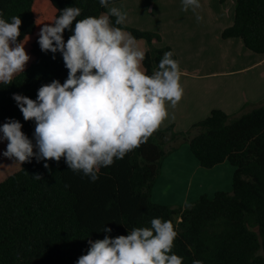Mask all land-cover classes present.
<instances>
[{"label": "trees", "instance_id": "obj_1", "mask_svg": "<svg viewBox=\"0 0 264 264\" xmlns=\"http://www.w3.org/2000/svg\"><path fill=\"white\" fill-rule=\"evenodd\" d=\"M66 7L82 9L77 19L107 13L99 0H0V18L22 20L18 42L24 41L30 56L10 85L0 83V126L9 119L19 121L33 144L35 122L24 120L12 96L36 100L42 85L67 79L62 54L45 53L37 42L43 24ZM118 27L131 33L146 53L142 70L148 75L164 52L173 53L169 46L155 45L161 40L155 32ZM70 35L66 29L65 42ZM222 38H239L248 50L264 55V0H237L234 22ZM172 58L177 59L174 53ZM7 143L0 141V167L6 174L0 181V264H77L87 254L89 240L104 238L102 228H111L107 235L114 238L150 227L153 218L173 223L178 235L172 252L183 257L182 264H264V102L240 115L213 110L187 131L173 125L159 128L122 160L102 167L96 182L71 171L64 158L58 163L32 158L20 165L3 156ZM184 144L203 168L225 161L234 167L231 191L201 195L184 207L155 203L152 190L162 161ZM37 174L42 179H34Z\"/></svg>", "mask_w": 264, "mask_h": 264}, {"label": "clouds", "instance_id": "obj_2", "mask_svg": "<svg viewBox=\"0 0 264 264\" xmlns=\"http://www.w3.org/2000/svg\"><path fill=\"white\" fill-rule=\"evenodd\" d=\"M181 3L183 11L196 13L201 8L200 0ZM99 4L107 13L77 19L82 9L66 7L41 27L37 41L41 51L61 53L68 76L63 84L53 80L42 85L36 100L13 94L24 120L35 122V144L19 121L9 119L0 126V141L8 142L4 157L20 165L32 158L57 163L64 158L71 171L96 182L102 167L146 143L168 119L169 107L175 109L181 101V70L173 53L164 52L157 68L146 74L142 70L146 53L131 33L118 27L126 22L127 13L110 6L111 0ZM196 18L203 19L198 14ZM21 24L19 16L11 17V22L0 18V83L5 85L23 73L30 60L24 41L18 42ZM66 29L72 35L65 42ZM44 167H49L47 162ZM33 178L42 179L39 174ZM150 224L114 238L107 235L111 228H102L104 238L89 240L88 252L77 264H182L183 257L172 252L178 235L173 223L153 218Z\"/></svg>", "mask_w": 264, "mask_h": 264}, {"label": "crops", "instance_id": "obj_3", "mask_svg": "<svg viewBox=\"0 0 264 264\" xmlns=\"http://www.w3.org/2000/svg\"><path fill=\"white\" fill-rule=\"evenodd\" d=\"M236 2L200 0L201 8L196 13L191 9L183 11L180 5L176 9L183 17L164 18L169 28L165 25L162 29L150 28L162 32V42L155 45L169 46L175 54L184 89L181 101L175 109L169 107V117L160 129L173 125L176 131H187L213 110L240 115L264 102V55L248 50L239 38H222V32L234 22ZM197 14L203 19L198 21ZM132 22L129 18L125 23L132 25ZM184 162L193 168L188 181ZM232 173L227 161L210 169L201 167L188 144H184L162 161L152 200L175 206L194 202L201 195L212 197L217 191L229 190ZM212 181L215 189L210 187ZM181 187H184L183 195L178 196Z\"/></svg>", "mask_w": 264, "mask_h": 264}, {"label": "rangeland", "instance_id": "obj_4", "mask_svg": "<svg viewBox=\"0 0 264 264\" xmlns=\"http://www.w3.org/2000/svg\"><path fill=\"white\" fill-rule=\"evenodd\" d=\"M180 5H182L181 0H126V1L118 2V3H114L111 6L118 7L122 11L126 12L127 19L129 18L133 19L132 25H136L138 27H141L142 29L137 28L136 26L129 25L128 23H124L125 25L139 29V30H143V31L155 32L160 35L161 40L158 43H161L162 42V35H161L162 32L157 31V30L153 31V30H150V28H161L162 29L164 28V25L165 27L169 28V24L164 22V18H172L175 15L179 18L183 17L184 15L178 14L177 9H176V7ZM152 9H153V13H151ZM157 47H164V46H157ZM181 147H183V145ZM183 165L186 167V171L188 170L187 175H186V181H188L191 175V171H193V168L190 164H187V162H184ZM232 168H233V173H234V167ZM233 173L230 176V183L228 185V188H229L228 191H231L230 189H232ZM211 175L213 176V178H215L213 174ZM218 175L219 177L221 176V174H218ZM5 178H6V174H4L3 169L0 167V181L4 180ZM213 183L214 181H212V184L210 186L211 189L215 187V184ZM206 188L208 189V191H210L209 183L207 182H206ZM183 190H184V187H181L179 189L178 196L183 195ZM220 191H223V190H220ZM186 205L187 204H184V205L178 204L176 206L184 207Z\"/></svg>", "mask_w": 264, "mask_h": 264}]
</instances>
